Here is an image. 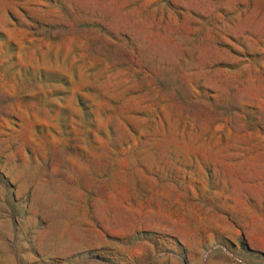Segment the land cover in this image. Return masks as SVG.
I'll use <instances>...</instances> for the list:
<instances>
[{
  "label": "rangeland",
  "instance_id": "1",
  "mask_svg": "<svg viewBox=\"0 0 264 264\" xmlns=\"http://www.w3.org/2000/svg\"><path fill=\"white\" fill-rule=\"evenodd\" d=\"M0 264H264V0H0Z\"/></svg>",
  "mask_w": 264,
  "mask_h": 264
}]
</instances>
